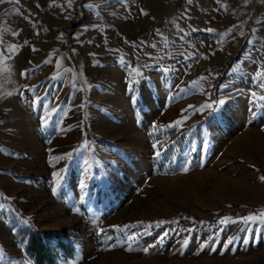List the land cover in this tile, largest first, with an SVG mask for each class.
<instances>
[{"label":"rangeland","instance_id":"rangeland-1","mask_svg":"<svg viewBox=\"0 0 264 264\" xmlns=\"http://www.w3.org/2000/svg\"><path fill=\"white\" fill-rule=\"evenodd\" d=\"M0 52V264H264V0H0Z\"/></svg>","mask_w":264,"mask_h":264},{"label":"trees","instance_id":"trees-1","mask_svg":"<svg viewBox=\"0 0 264 264\" xmlns=\"http://www.w3.org/2000/svg\"><path fill=\"white\" fill-rule=\"evenodd\" d=\"M85 131L87 138L90 139L92 135L86 126ZM156 166L159 167L155 163ZM170 168L173 170L174 165L172 164ZM24 230L30 232L25 251L34 264H60L73 258L76 253L75 240L69 229L40 230L29 223V228L26 227Z\"/></svg>","mask_w":264,"mask_h":264},{"label":"snow or ice","instance_id":"snow-or-ice-1","mask_svg":"<svg viewBox=\"0 0 264 264\" xmlns=\"http://www.w3.org/2000/svg\"><path fill=\"white\" fill-rule=\"evenodd\" d=\"M70 2H71V0H69V3ZM2 55H3V53L0 52V56H2ZM22 75L27 76L28 73L25 72V73H22ZM258 79H260V81H261V83L258 85V87L264 88V74H261L260 76H258ZM129 85L131 86V81H129ZM130 90H131V87H130ZM250 96L253 97V98H255L256 97V93L255 92H251L250 93ZM259 99H260L261 102H264V95H261L259 97ZM38 103H40V102L33 101V104H38ZM219 103L223 104L224 101H219ZM204 107L207 108V107H209V105H205ZM44 123L47 124V119L44 120ZM179 125H180V122L178 121L176 123V125H174V126H177L178 127ZM156 155L159 156L160 153L157 152ZM65 158L70 159L71 158V154H66V157ZM59 175H60L59 173L54 174L55 177H59ZM261 179L264 180V177H262ZM59 186H60L59 180L57 179V187H59ZM53 194H56V189L55 188L53 189ZM76 211H79V209H76ZM247 219L249 221L258 220L260 222H264V210H261L259 216H250ZM221 223H223V221H221ZM117 230H119V229H117Z\"/></svg>","mask_w":264,"mask_h":264}]
</instances>
